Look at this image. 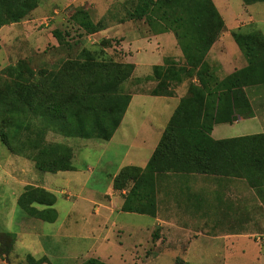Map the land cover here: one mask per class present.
Here are the masks:
<instances>
[{"label": "rangeland", "instance_id": "1", "mask_svg": "<svg viewBox=\"0 0 264 264\" xmlns=\"http://www.w3.org/2000/svg\"><path fill=\"white\" fill-rule=\"evenodd\" d=\"M135 2L40 0L39 7L20 23L0 30V79L11 83L13 80L4 71L20 61H27L37 72L53 69L61 59L68 58L69 53L59 48L53 36L56 29L73 47V57L82 49H89L102 60L126 61V55L134 54L136 49L133 45L125 47L122 41L137 35L155 36L145 20L126 19ZM216 6L222 13L229 10L227 18L228 21L232 18V27L236 18L247 17V9L253 11L257 23L252 28H241L258 29L264 34V3L245 6L241 0H216ZM79 8L89 11L91 19L105 29L86 34L71 18ZM104 40L111 41L110 46L102 45ZM146 42L142 39L139 44L141 61H161L164 43L158 45L156 40L149 39ZM229 46L242 56L233 39L229 40ZM173 50L171 46L164 54ZM241 59L244 62L245 58ZM215 63H210L213 69ZM150 69H139L124 84L125 91L149 94L154 86L146 79ZM248 93L257 118L222 127V136L233 138L264 132V85L250 87ZM178 104L177 98L135 95L122 126L109 142L68 139L49 133L48 142L65 143L75 150L76 170L71 172H40L33 162L11 154L0 141V197L5 195L0 199V233L16 235L13 252L0 258V264H29V255L36 259L46 256L49 264H82L89 258L107 264H264V258L262 262L259 260L264 255V220H249L244 212H216L209 219H194L190 205L195 197L186 194L183 177L171 175L159 183L157 217L121 211L126 191L123 195L112 192L113 178L122 167L146 166ZM218 179L202 175L197 176L196 182L199 185L203 182L200 188L208 192ZM25 184L44 186L56 196L55 222L31 218L18 206ZM239 184L240 209L261 207L256 192L244 180H239ZM212 199L216 205V195ZM222 201L226 204L232 199Z\"/></svg>", "mask_w": 264, "mask_h": 264}, {"label": "trees", "instance_id": "2", "mask_svg": "<svg viewBox=\"0 0 264 264\" xmlns=\"http://www.w3.org/2000/svg\"><path fill=\"white\" fill-rule=\"evenodd\" d=\"M251 6L264 0H241ZM40 0H0V30L20 23L37 9ZM86 34L105 29L89 11L77 9L71 16ZM128 21L145 20L155 35L172 32L183 62L166 58L146 79L155 81L153 97H173L175 88L187 83V93L170 118L145 167H122L113 178V189L126 191L121 211L157 217L158 185L168 176H214L244 180L264 204V132L215 139L214 127L255 117L247 88L264 85V34L239 28L232 32L247 64L220 78L207 55L225 29L213 0H136L128 9ZM254 25H251V28ZM68 58L53 69L34 71L27 61L9 66L0 79V141L8 151L34 163L44 173L75 171V150L68 144L47 141L53 132L70 139L109 142L121 125L132 101L124 84L133 76L134 64L99 59L96 52L73 47L59 30L53 31ZM104 40L102 45L110 46ZM217 198V196H216ZM224 207L229 204L222 200ZM31 218L55 222L56 196L49 190L27 185L17 200ZM157 236V235H156ZM16 235L0 233V258L10 255ZM29 264H49L45 256L27 257ZM82 264H107L89 258Z\"/></svg>", "mask_w": 264, "mask_h": 264}, {"label": "crops", "instance_id": "3", "mask_svg": "<svg viewBox=\"0 0 264 264\" xmlns=\"http://www.w3.org/2000/svg\"><path fill=\"white\" fill-rule=\"evenodd\" d=\"M213 1H214L215 5H216V0H213ZM243 5H245V4L243 3ZM245 6H248V5H245ZM217 9H218V7H217ZM219 12H220L221 16L224 19L225 29L222 32L220 38L216 41V43L211 48V50L208 53L206 59H207V61L209 63L216 62L215 63V67H214V71L216 72V74L220 78H224V77L228 76L229 74L235 72L236 70L245 67L246 64H247L245 59H243L244 62H242L241 57L244 58L243 54L241 56L240 53H238V52H232V50H231V48L229 46V40L233 39L232 32L237 30V29H239V28H241V27H244V26L254 25V24L257 23V20H256V17H255V13L253 11L251 12V11H249V9H247V11H246L247 17L245 19H239V17L236 18L235 26L232 27V18H230V21H228V18H227L229 10H225L224 13H222L220 10H219ZM123 35L126 36V33L123 32ZM133 37H134L133 39H130L129 37H127L126 40H124L122 42H124L125 47L127 45H129L128 47H131L133 45V47L136 49V52H134V54H132L130 56L127 54L126 57L128 59L126 61L125 60L121 61L122 63H127V64L129 63V64H134L135 65V71L133 73V76H135L136 72L139 69H142V68L148 69L149 67L151 68L150 72H148V74H146V75L147 76H151L152 73H153V67L156 66V65H163L164 64V60L166 58H173L176 62H179V63L183 62L182 51L179 48V46L177 44V40H176V38H175V36H174V34L172 32L159 34V35H155V36L153 35V36L148 37V38L142 37L141 35H137V36H133ZM142 39H144L145 42L148 39L150 40V42L156 40L158 45H161V44L164 43V45H162L164 50L162 51L163 53H162V56H161V61L158 60L157 62H154V63H151V60H147L146 62H142L141 61V59L139 58L138 55L141 53V50H142V49H140L141 46L139 45L140 42L142 41ZM144 44H147V42L144 43ZM165 44H167V45H165ZM151 45L152 44H150V46ZM171 46L174 49L171 52V54H164L165 53V49H169V47H171ZM133 76H132V78H133ZM136 78L139 80V78H141V77L138 76ZM151 83L154 85L153 86V88H154L156 86V82L155 81H151ZM175 92H176V94L173 97H167V98H177V99H179V103H180L181 98H183L186 95V93H187V83H184L183 85H180V86L176 87L175 88ZM247 93H248V88H247ZM137 94L149 95V94H145V93H131L132 101L130 103V106H131V104L133 102L134 96L137 95ZM149 96H151V95H149ZM248 96H249V98H250V100L252 102V99H251L249 93H248ZM154 98H160V97H154ZM252 104H253V102H252ZM130 106H129V108H130ZM129 108H128V110H129ZM128 110H127V112H128ZM127 112H126V114H127ZM126 114H125V117H126ZM172 115H171V117H172ZM125 117H124V119H125ZM255 118H257L256 112H255V117L250 118V119H240L239 121L235 122L234 124H219V125H216L214 127L212 136L215 139H227L226 137L222 136L223 133H224L223 131H221L222 127H224V126H232L233 127V126H235V125H237V124H239L241 122L251 121V120H253ZM124 119H123V121H124ZM123 121H122L121 125L119 126V128L122 126ZM119 128L117 129L115 135L117 134ZM163 132H164V130H163ZM163 132H162V134H163ZM162 134H161V136H162ZM115 135H114V137H115ZM216 135H218L217 138H216ZM233 138H235V137H233ZM68 139H70V138H68ZM196 179H197L196 175H190V176H186L185 177V182H184L185 183L184 184V190L186 191V194H188L189 196L193 195L195 197L194 201L192 200V203L190 205L191 206V214H192V217L194 219H196L198 217L200 219H209V218H211V215L215 214L216 212H218L219 214H220V212H223V213H226V214H234V213L244 212V213L248 214V219L249 220H255V221L256 220H264V204L259 199H258V201H259V204H260L261 207H258L257 205H254V206H246L245 208H243V210L240 209V204L237 201V198H240L239 179H232V180H227V181H225V180L220 181L218 179L216 181L217 183H216L215 186H213L211 189L208 188V190H209L208 192L206 190L203 191L202 188H200L201 187L200 185L203 182L199 185L196 182ZM14 183L15 182H9V183H5L4 182V184H6V185L7 184L13 185ZM19 185L22 186V183H19ZM27 185L39 186L37 184H25V185H23V191H24V189H25V187ZM39 187H41V186H39ZM42 187L45 188L44 186H42ZM112 192H114V189H112ZM122 192L125 193V191H122ZM122 192H117V193L121 194ZM4 194H5V192H4ZM109 195H111V194H109ZM121 195H123V194H121ZM214 195L217 196V199H219V200H223L224 199V201H227L229 198H231L232 201L227 202L229 204V207H224V205L221 206L218 202L216 203V205H214V201L212 199V196H214ZM4 197H5V195L2 194L0 199L1 198L3 199ZM218 209H219V211H218ZM263 258H264V255L261 256V258H259L260 262L263 261Z\"/></svg>", "mask_w": 264, "mask_h": 264}]
</instances>
